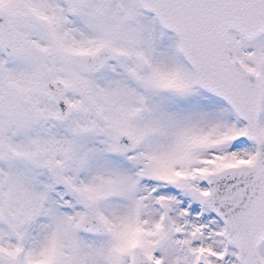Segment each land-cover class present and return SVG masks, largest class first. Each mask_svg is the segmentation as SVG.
I'll return each mask as SVG.
<instances>
[{
  "label": "snow or ice",
  "instance_id": "1",
  "mask_svg": "<svg viewBox=\"0 0 264 264\" xmlns=\"http://www.w3.org/2000/svg\"><path fill=\"white\" fill-rule=\"evenodd\" d=\"M0 264H264V0H0Z\"/></svg>",
  "mask_w": 264,
  "mask_h": 264
}]
</instances>
